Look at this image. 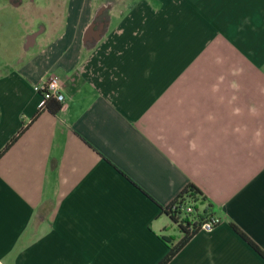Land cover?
I'll list each match as a JSON object with an SVG mask.
<instances>
[{
    "label": "crops",
    "instance_id": "0c3cea01",
    "mask_svg": "<svg viewBox=\"0 0 264 264\" xmlns=\"http://www.w3.org/2000/svg\"><path fill=\"white\" fill-rule=\"evenodd\" d=\"M24 3L0 32V149L22 129L0 154V264H155L187 183L219 222L165 264H264L231 227L264 254V0Z\"/></svg>",
    "mask_w": 264,
    "mask_h": 264
},
{
    "label": "trees",
    "instance_id": "16d2710c",
    "mask_svg": "<svg viewBox=\"0 0 264 264\" xmlns=\"http://www.w3.org/2000/svg\"><path fill=\"white\" fill-rule=\"evenodd\" d=\"M58 107L59 104L57 102L49 99L44 102L41 108L52 114L57 111ZM36 114L37 111L32 115V117H35ZM21 130V128L17 130L16 133L4 143L0 149V154L13 142ZM201 201H204V197L201 196L199 190L191 183H187L167 204L160 208V212L167 217L170 223L175 225L178 231V239L171 243V239L169 237H160L161 241L167 246V250L155 264H165L181 247V245L198 230L199 224L211 215L209 205L207 203L204 204L202 208L195 207V203L199 205ZM185 203L192 204L191 212H183V206ZM231 227L237 235L264 260V254L239 230H237L234 226Z\"/></svg>",
    "mask_w": 264,
    "mask_h": 264
},
{
    "label": "built area",
    "instance_id": "2783aa9c",
    "mask_svg": "<svg viewBox=\"0 0 264 264\" xmlns=\"http://www.w3.org/2000/svg\"><path fill=\"white\" fill-rule=\"evenodd\" d=\"M39 95V101L37 107L41 108L46 100H53L59 105L63 102V96L60 92V83L56 75L47 74L38 84L33 86ZM191 203H185L183 206V212H191ZM219 222V218L213 214L204 219L198 226V230L209 231L214 225Z\"/></svg>",
    "mask_w": 264,
    "mask_h": 264
},
{
    "label": "rangeland",
    "instance_id": "374dc122",
    "mask_svg": "<svg viewBox=\"0 0 264 264\" xmlns=\"http://www.w3.org/2000/svg\"><path fill=\"white\" fill-rule=\"evenodd\" d=\"M25 0H23L21 3H19V4H16L15 6H12V5H10L9 3H5V4H3V5H1L0 4V32L2 33V31H3V28L4 27H8V21H5V25H4V27H3V24H2V20L6 17V16H29L28 15V13H32V12H30V11H28V13L26 12H24V11H26L25 9H24V7H26V5H25ZM2 3V2H1ZM29 9V8H28ZM54 11H55V13H59V6H57V7H55L54 8ZM44 16V15H43ZM20 25V24H19ZM18 25V26H19ZM15 27H17L16 25H14ZM18 28V27H17ZM12 29L13 30H16L15 28H13L12 27ZM17 32H18V30H17ZM2 41H4V44L5 45H9V41H8V38H7V36H4L3 38H2ZM2 43V42H1ZM195 207H197V208H199V205L197 204V203H195ZM167 226H168V230H167V233L168 234H170L171 236H173V237H176V236H178V231H177V229H176V227H175V225H173L172 223H170L169 221H168V224H167Z\"/></svg>",
    "mask_w": 264,
    "mask_h": 264
},
{
    "label": "clouds",
    "instance_id": "9594fccd",
    "mask_svg": "<svg viewBox=\"0 0 264 264\" xmlns=\"http://www.w3.org/2000/svg\"><path fill=\"white\" fill-rule=\"evenodd\" d=\"M218 64L219 63H222V59L221 58H217V61H216ZM234 75H237V74H239L238 73V71L237 72H234L233 73ZM222 79V78H221ZM232 87L234 88V89H238V85L235 83V82H233V84H232ZM213 91H216V88L214 87L213 88ZM235 99V98H234ZM239 109H235V114H239ZM249 111H250V113L252 114V115H257V109L255 108V107H251L250 109H249ZM237 131H239V129H237ZM186 135H187V133H185ZM256 136L257 137H259L260 136V132H257L256 133ZM257 143H259V141H257ZM190 147H191V149L192 150H195L196 149V145H195V143H191L190 144Z\"/></svg>",
    "mask_w": 264,
    "mask_h": 264
}]
</instances>
